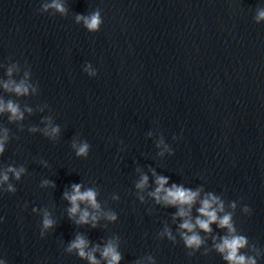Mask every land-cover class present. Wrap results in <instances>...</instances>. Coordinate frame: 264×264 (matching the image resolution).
<instances>
[{
	"label": "water",
	"instance_id": "water-1",
	"mask_svg": "<svg viewBox=\"0 0 264 264\" xmlns=\"http://www.w3.org/2000/svg\"><path fill=\"white\" fill-rule=\"evenodd\" d=\"M60 2L66 13L45 10L52 0H0V100L23 112L0 113V178L25 169L0 184V264H90L68 251L77 235L86 251L112 241L119 264H229L215 248L228 230L216 223L196 228L199 249L185 245L179 207L150 194L157 175L199 190L193 223L200 200L217 196L218 215L231 213L248 240L240 253L264 264V0ZM96 11L98 31L77 22ZM11 81L28 94L5 89ZM83 143L87 156L73 147ZM74 183L97 193L99 210L80 204L95 227L69 214Z\"/></svg>",
	"mask_w": 264,
	"mask_h": 264
},
{
	"label": "clouds",
	"instance_id": "clouds-1",
	"mask_svg": "<svg viewBox=\"0 0 264 264\" xmlns=\"http://www.w3.org/2000/svg\"><path fill=\"white\" fill-rule=\"evenodd\" d=\"M49 7L55 8L62 14L67 12V9L60 0H52L51 4L44 5L45 10ZM256 19L257 21L264 19V10H259ZM76 20L77 22L83 21L85 27L93 32L98 31L102 23L99 11H96L89 16L77 14ZM92 74L94 75L95 73ZM9 75H11V69H9ZM4 87L9 91H14L17 95H26L29 92V85L25 81H21L18 84L15 83V81H11L5 83ZM5 111L11 113V116L9 117L10 120L23 119V112L20 111L17 104L12 101H8L5 104V102L0 100V113ZM29 111H31V109H29ZM59 131V127H54L51 129L50 134L54 135ZM4 132L5 134L3 138H0V154L4 152L5 142L8 140V130L5 129ZM73 147L77 148V155L87 156L89 149L88 143H83L79 146L74 144ZM24 171L25 169L23 167H20L19 170H17L15 167L10 166L7 169V172H5L2 178H0V184L9 180L8 172L13 173L16 179H20L21 174ZM153 174L155 175V173ZM148 179V176L144 175L136 185L137 188H144L148 183ZM168 179L169 178L166 176L157 175L155 180L157 187L155 191L150 194L155 197L157 202H163L165 205L179 207V210L175 215L184 218L179 227L182 230H186L181 231V236L188 248L199 249L204 243L199 233L195 231L197 227L207 233H211V225L216 223L218 227L226 228L228 230V234L221 238V242L215 244V248L223 254V258L228 261L229 264H256V259L254 257H249L240 253V249L247 246L248 240L244 235L237 234L231 213H225L223 216L218 215V213L224 212V204L217 196L208 193L204 199L200 200L201 206L197 209L200 215L195 218V223H193L191 219V209L200 196L199 190L192 191L191 189H186L183 186H178L176 184H172L171 187H165V185L168 184ZM48 183L50 182L47 180L44 181V184ZM53 186H55L54 183ZM71 187V192L66 191L64 193V198L71 204V207L68 210L70 216H75L79 213V219L76 221L77 224H87L91 221L93 227H95V222L99 217L96 214L90 213L88 208L81 209L80 204L83 202L90 205L92 209L99 210L100 205L96 199L97 193L93 189L81 191L82 185L78 183L72 184ZM8 191L15 192L16 189L9 184ZM235 206V203H233L232 207L235 208ZM244 211H250L248 205H245ZM107 217L110 220L116 219V215L112 213L107 214ZM54 223L55 221L49 218V214L45 212L43 219L44 228H50ZM165 231L170 239H175L170 230L165 229ZM189 233L191 234L189 235ZM88 245L89 241L84 236L77 235L75 240L70 243L68 251L71 252L73 249L78 250L79 256L88 259L90 264H101V261L98 260L94 254L98 250L101 252V256L107 261V264H119L122 259L121 253L117 250V246L112 241H109L102 249L97 245L91 251H86Z\"/></svg>",
	"mask_w": 264,
	"mask_h": 264
}]
</instances>
